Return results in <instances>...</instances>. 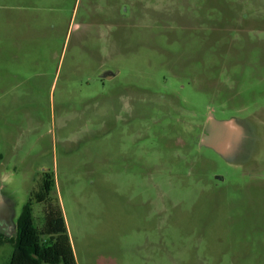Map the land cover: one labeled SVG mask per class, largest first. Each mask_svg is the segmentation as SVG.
Wrapping results in <instances>:
<instances>
[{
	"label": "rangeland",
	"instance_id": "374dc122",
	"mask_svg": "<svg viewBox=\"0 0 264 264\" xmlns=\"http://www.w3.org/2000/svg\"><path fill=\"white\" fill-rule=\"evenodd\" d=\"M44 172L76 264H264V0H0L7 238Z\"/></svg>",
	"mask_w": 264,
	"mask_h": 264
},
{
	"label": "trees",
	"instance_id": "16d2710c",
	"mask_svg": "<svg viewBox=\"0 0 264 264\" xmlns=\"http://www.w3.org/2000/svg\"><path fill=\"white\" fill-rule=\"evenodd\" d=\"M52 174L44 172L37 192L32 193L17 220L15 238L0 234V244H13L9 264H76L64 217L51 196ZM43 205V223L36 226L32 204Z\"/></svg>",
	"mask_w": 264,
	"mask_h": 264
},
{
	"label": "water",
	"instance_id": "95a60500",
	"mask_svg": "<svg viewBox=\"0 0 264 264\" xmlns=\"http://www.w3.org/2000/svg\"><path fill=\"white\" fill-rule=\"evenodd\" d=\"M214 125V128H218L221 129V131H223V136L220 134V137L217 136L216 134H211L209 132L210 127H208L207 130V136H205V138L209 137V134H211L212 138L209 137L208 140H210L213 145L216 147V149H218L217 151H222L220 153H224V154H228L229 152H231L233 150V146L235 144V140H237V138H235V140L232 142L230 141L233 137L232 135L234 133H236L237 129L233 128V124L232 121H224V122H220V123H215V122H211ZM233 129V130H230ZM204 137V136H203Z\"/></svg>",
	"mask_w": 264,
	"mask_h": 264
},
{
	"label": "crops",
	"instance_id": "0c3cea01",
	"mask_svg": "<svg viewBox=\"0 0 264 264\" xmlns=\"http://www.w3.org/2000/svg\"><path fill=\"white\" fill-rule=\"evenodd\" d=\"M0 221H1V220H0ZM1 222H3V221H1ZM3 226H4L5 228H7V225L5 224V222H3ZM4 232H5V230H4V231H0V234L6 236V234H4ZM6 233H7V231H6Z\"/></svg>",
	"mask_w": 264,
	"mask_h": 264
},
{
	"label": "flooded vegetation",
	"instance_id": "af4514ba",
	"mask_svg": "<svg viewBox=\"0 0 264 264\" xmlns=\"http://www.w3.org/2000/svg\"><path fill=\"white\" fill-rule=\"evenodd\" d=\"M213 122H215V121H213ZM215 123H216V122H215ZM207 130H208V129H206V128H205V130H204V134H205V136H207V134H206ZM200 139H201V138H200Z\"/></svg>",
	"mask_w": 264,
	"mask_h": 264
}]
</instances>
